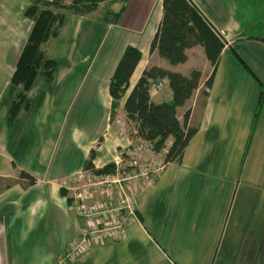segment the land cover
Masks as SVG:
<instances>
[{"label":"crops","instance_id":"0c3cea01","mask_svg":"<svg viewBox=\"0 0 264 264\" xmlns=\"http://www.w3.org/2000/svg\"><path fill=\"white\" fill-rule=\"evenodd\" d=\"M191 1L223 39L208 87L204 80L211 68L199 44L186 47L185 59L177 63L148 50L161 0L126 1L134 16L117 24L121 40L109 58L92 60L87 52L74 58V43L54 48L48 39L44 42V53L56 64L57 53L65 59L49 80L54 85L72 75L79 62L85 63L79 83L96 60L105 64L101 78H90L83 89L84 98L96 92L102 100L98 124L86 133L73 123L62 125L48 107H21L7 120L15 91L9 77L31 19L23 14L29 0H0V264H55L69 247L81 221L58 180L80 167L91 151L92 163L99 166L130 142L122 103L149 64L183 74L200 71L191 98L177 108L178 118L188 109L186 124L195 131L179 160L167 161L159 175L134 188L139 223L123 237L89 243L66 264H264V0ZM68 13L74 14L75 34L84 14ZM126 44L136 46L140 57L110 115L108 77ZM199 58L202 65L195 64ZM34 79L26 98L32 90L41 91L48 102L49 87L38 91ZM163 84L165 79L150 94L153 101L170 99ZM50 115L54 122L47 119ZM117 119L124 122L122 130Z\"/></svg>","mask_w":264,"mask_h":264},{"label":"trees","instance_id":"16d2710c","mask_svg":"<svg viewBox=\"0 0 264 264\" xmlns=\"http://www.w3.org/2000/svg\"><path fill=\"white\" fill-rule=\"evenodd\" d=\"M111 1H105L101 7L106 10V16L110 13L113 20H118L122 6L118 10L106 8ZM96 7L97 0H29L23 14L31 19V26L9 77L15 91L7 107L8 121L21 107L28 106L26 92L37 74L47 81L52 79L56 62L44 53L42 46L49 37L57 34L65 13L84 14ZM193 44L201 46L202 54L209 62L211 69L204 80V85L208 87L223 46L222 37L191 0H161V15L148 50H155L168 63H177L185 59V48ZM139 57L140 50L136 46L126 44L123 47L108 77L110 115L114 114L120 98L125 94L129 76ZM199 76L200 71L196 68L183 74L156 64L144 66L122 103L125 119L130 125L129 136L137 134L153 149H164L166 161L179 160L195 127L186 124L188 109H184L178 118L177 108L191 98ZM163 79L170 90V99L153 101L149 89ZM131 128L135 129L134 133ZM166 141L169 143L164 148ZM92 156L91 151L83 162L85 166L93 165Z\"/></svg>","mask_w":264,"mask_h":264},{"label":"built area","instance_id":"2783aa9c","mask_svg":"<svg viewBox=\"0 0 264 264\" xmlns=\"http://www.w3.org/2000/svg\"><path fill=\"white\" fill-rule=\"evenodd\" d=\"M160 86L161 81L156 82L150 87L149 94H154ZM116 123L120 130L124 128L122 120L117 119ZM131 131L134 133L135 129L131 128ZM130 138L109 162L99 166L82 164L59 178V186L66 192L67 205L81 225L69 247L56 256L55 264L70 262L93 241L123 237L131 224L139 223L133 201L134 188L159 175L167 161L164 149H153L137 134ZM168 143L166 141L164 148Z\"/></svg>","mask_w":264,"mask_h":264},{"label":"rangeland","instance_id":"374dc122","mask_svg":"<svg viewBox=\"0 0 264 264\" xmlns=\"http://www.w3.org/2000/svg\"><path fill=\"white\" fill-rule=\"evenodd\" d=\"M126 1L127 0H113L106 5V8L112 10H118L122 6L118 20H113L110 13L107 16L105 15L104 11L106 10H103L101 7L105 1L98 2V7L84 13L80 28L75 34L72 33L75 20L74 14L72 15L67 12L60 29L55 35L56 37H49L47 45H51L52 43V46L56 48L57 46L63 47L74 43V58H78L77 56H79L81 52H87L86 56L92 60L97 59L98 56L99 59H101L105 54L108 55V58L111 57L110 54L117 50V43L121 40V34H119L117 30V24H123L126 19L134 16V12L130 11V7H126ZM152 4H154V2ZM203 57L202 54V58ZM202 58L197 59L195 64L202 65ZM64 60L65 59L63 57L60 58V54L57 53V64L54 66L53 75H55V73L58 75L59 65L62 64ZM84 66L85 63L81 64L79 62V64L75 65L74 69H72L73 74H68L67 77L61 80L57 85H54L53 82H49L45 80L43 76L37 74L34 79L36 81L35 87L38 91H40V89L44 90L45 87H49L50 92L49 94L47 93L49 99H47L48 102H46L42 99L43 93L41 91L35 94L36 91L32 90L26 98L29 102L28 106L30 105L29 108L43 110L48 107L51 114L56 113L62 125L73 123V125L79 127L81 132L85 130L87 133L88 127L92 129L93 126L98 124L99 102L102 100L96 96V92H92L90 94L91 97L88 99L87 97L84 98L83 89H85L90 78L95 76L101 78L104 73L102 68L105 64L96 60L91 64L84 81L82 79L79 83L80 73L78 72ZM152 86L153 85H151V87ZM164 87L166 88L167 84H163L162 89ZM2 99H4V97ZM47 119L50 122H54L55 117L50 115L47 116ZM111 122L112 124L114 123V118ZM26 134L30 135V132L27 131ZM27 137L29 139L30 136ZM31 137L33 138V134ZM71 171H73V169H71Z\"/></svg>","mask_w":264,"mask_h":264}]
</instances>
